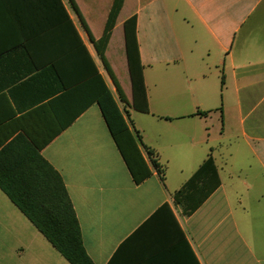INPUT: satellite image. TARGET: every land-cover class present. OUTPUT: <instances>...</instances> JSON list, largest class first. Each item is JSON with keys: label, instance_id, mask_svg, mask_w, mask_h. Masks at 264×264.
Masks as SVG:
<instances>
[{"label": "crops", "instance_id": "obj_1", "mask_svg": "<svg viewBox=\"0 0 264 264\" xmlns=\"http://www.w3.org/2000/svg\"><path fill=\"white\" fill-rule=\"evenodd\" d=\"M61 3L72 27L49 0H0V151L22 138L59 173L93 264H264V0H124L104 55L131 102L135 16L149 113L128 108L127 125L164 168L139 145L138 184L95 94L97 72L118 102L91 41L112 0ZM209 156L185 216L174 195ZM0 264H69L1 190Z\"/></svg>", "mask_w": 264, "mask_h": 264}, {"label": "trees", "instance_id": "obj_2", "mask_svg": "<svg viewBox=\"0 0 264 264\" xmlns=\"http://www.w3.org/2000/svg\"><path fill=\"white\" fill-rule=\"evenodd\" d=\"M65 1L69 8L79 16L74 0ZM123 2L124 0H112L101 38L98 40L91 38L121 106L97 72L95 94L111 137L133 181L138 184L150 175L141 157L139 145L145 150L152 166L161 178H163L164 168L158 165L155 158L156 152L142 143L139 132L135 130L131 132L127 125V121L132 125L128 108L141 113H149L143 65L140 62L136 39L135 16L127 19L123 24L125 54L131 84V102L127 100L104 55ZM48 5L56 11L57 23L60 24V19H62V24L72 27V22L61 0H49ZM54 19L53 15L51 22L54 23ZM222 83L221 81V85ZM199 114L207 115L208 112ZM209 171L216 173L211 156L175 193V202L181 205L185 216H189L200 205L202 200L199 199L200 191L198 190L201 187L197 188V185L204 183ZM0 190L69 264H93L84 250L79 223L61 176L40 156L38 149L22 138L9 143L0 151ZM165 212L171 216L168 207L163 206L153 217L162 216ZM135 264L151 263L149 259V261ZM190 264H198L193 255Z\"/></svg>", "mask_w": 264, "mask_h": 264}, {"label": "rangeland", "instance_id": "obj_3", "mask_svg": "<svg viewBox=\"0 0 264 264\" xmlns=\"http://www.w3.org/2000/svg\"><path fill=\"white\" fill-rule=\"evenodd\" d=\"M214 83H215V86H217V84H221V81H217V80H214Z\"/></svg>", "mask_w": 264, "mask_h": 264}]
</instances>
